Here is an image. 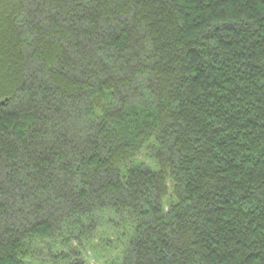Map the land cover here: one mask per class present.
<instances>
[{
    "label": "trees",
    "instance_id": "16d2710c",
    "mask_svg": "<svg viewBox=\"0 0 264 264\" xmlns=\"http://www.w3.org/2000/svg\"><path fill=\"white\" fill-rule=\"evenodd\" d=\"M86 246L264 264V0H0V264Z\"/></svg>",
    "mask_w": 264,
    "mask_h": 264
},
{
    "label": "rangeland",
    "instance_id": "374dc122",
    "mask_svg": "<svg viewBox=\"0 0 264 264\" xmlns=\"http://www.w3.org/2000/svg\"><path fill=\"white\" fill-rule=\"evenodd\" d=\"M74 246H77L76 242L74 243ZM84 248L85 247H83V249ZM84 253L83 264H109V262L117 255L115 252H106V250H103V252L101 251L100 254L95 257L88 247L84 250ZM39 258L40 260L36 262L34 261L32 264H53L47 252H43Z\"/></svg>",
    "mask_w": 264,
    "mask_h": 264
},
{
    "label": "water",
    "instance_id": "95a60500",
    "mask_svg": "<svg viewBox=\"0 0 264 264\" xmlns=\"http://www.w3.org/2000/svg\"><path fill=\"white\" fill-rule=\"evenodd\" d=\"M5 102V100H3L1 103L3 104Z\"/></svg>",
    "mask_w": 264,
    "mask_h": 264
}]
</instances>
